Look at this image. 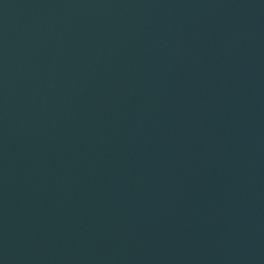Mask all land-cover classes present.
<instances>
[{"label":"water","instance_id":"95a60500","mask_svg":"<svg viewBox=\"0 0 264 264\" xmlns=\"http://www.w3.org/2000/svg\"><path fill=\"white\" fill-rule=\"evenodd\" d=\"M0 264H264V0H0Z\"/></svg>","mask_w":264,"mask_h":264}]
</instances>
